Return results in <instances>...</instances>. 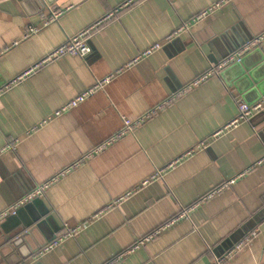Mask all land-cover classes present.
<instances>
[{"label": "crops", "instance_id": "obj_1", "mask_svg": "<svg viewBox=\"0 0 264 264\" xmlns=\"http://www.w3.org/2000/svg\"><path fill=\"white\" fill-rule=\"evenodd\" d=\"M127 1L0 0V89L84 31L91 47L85 58L51 61L0 97V215L7 213L11 228L20 219L17 211L22 223L29 222L38 211L34 200L14 207L53 182L35 199L45 224L27 246L49 245L82 227L22 264H213L252 232L256 237L225 264H264V111L215 137L238 116L242 95L222 71L195 85L264 34V0H232L198 23L193 19L221 0H137L124 6ZM51 8L70 10L25 38ZM255 49L264 55V41ZM109 77L76 108L54 117ZM155 109L113 141L124 120ZM16 139V150L5 151ZM197 146L192 157L177 162Z\"/></svg>", "mask_w": 264, "mask_h": 264}, {"label": "built area", "instance_id": "obj_2", "mask_svg": "<svg viewBox=\"0 0 264 264\" xmlns=\"http://www.w3.org/2000/svg\"><path fill=\"white\" fill-rule=\"evenodd\" d=\"M134 1H137V0H129V1H127L124 4V6L131 5ZM230 1H232V0H221V1L217 2V3H215L214 5L209 7L208 9L204 10L203 12H201L195 19H193L192 22L193 23H198V22L202 21L203 19L207 18L212 12L221 9L224 5H226ZM69 10H70V8H67V9H64V10H57V9L54 10V9L51 8L50 9V16L48 18L44 19L43 25H41V26L40 25H36V26L29 27V29H28V31H27V33L25 35V38H27L31 34L38 33L44 26H47L51 22H54V21L58 20L63 14H65ZM99 25H101L100 22H98L95 26H93V28H95L96 26H99ZM190 25H191L190 23H188L186 25H183V27H181L179 30H177V32L179 33L181 31L186 30L188 28V26H190ZM88 34H89V30L84 31V32L78 34L77 36L70 38L64 45L58 47L56 50H54L50 54H48L44 59H42L41 61L36 63L33 67H31L29 69V71H27L23 76L18 77L12 83L2 87L0 89V97L6 90L11 88L13 85L17 84L24 77L35 73L36 71L42 69L47 64H49L51 61H54L55 59H57L59 57L72 56V57L85 58L89 53H91V47L88 45V42H87V35ZM263 41H264V34L261 35L260 37L256 38V39L250 41L246 45H244L242 47V49L239 52H237L236 54L230 55L229 57L225 58L223 61H221L215 67V69H213L212 71H210L206 75L202 76L195 83V85H198L201 82L205 81L207 78H209V76H212L214 73H219L220 71H222L226 67L230 66L231 64H234L236 62H240L243 56H245L247 53H249L250 51H252L256 47H258ZM158 48H160L159 45L151 47L150 49H148L144 53L143 56H147L148 54H150L151 52H153L154 50H156ZM112 78L113 77H109V78L103 80L102 82L98 83L97 85H95L92 89L80 94L74 100L70 101L69 103L64 105L62 108H60L58 111H56L55 114H54V117H60L61 115H63L67 111H69V110H71L73 108H76L87 97H89L90 95L95 93L97 90L102 89V87L106 83H108ZM168 102H170V100H168ZM158 110L159 109H155V110H153V112L148 113L147 115H145L143 117H140V118L136 119L135 121H131L129 119L124 120L125 121L124 122V128L114 137L113 141L121 139L122 137L130 134L136 127L140 126L147 119H150L154 115V113H156ZM262 111H264V97L262 98V100L258 101L257 103H254L252 105H249V104H247V103H245L243 101L240 102L239 103V114H238V116L233 121H231L226 127L221 129L220 131H218L215 134V137L219 136L220 134L224 133L225 131H227L229 129L236 128L239 125L249 121L250 119H252L257 114L261 113ZM49 120H51V119H49ZM47 122H48V120L44 121L39 126L34 127L29 132H27L24 136L27 137V136H30L31 134L35 133L39 128L45 126ZM113 141H111L109 143H106L104 146H108V145L112 144ZM19 142H20L19 139L13 140L11 146L7 147V149H4V150L5 151H7V150H11V151L16 150V147L19 145ZM200 149H201V146H197L195 149H192V150L188 151L177 162H181V161H184V160L192 157ZM1 153H2V151H0V154ZM260 163H258V164H260ZM174 165H176V164L170 165V167L172 168ZM66 173L67 172H64L60 176H63ZM157 175H160V174H157ZM157 175L152 177L149 181H146L145 183H143V185H148L151 182V180L156 178ZM243 176H244V174H241V175H239V177L237 179H239V178H241ZM58 178L59 177H57V179ZM237 179L225 183V185H223L222 188L215 189L214 191L208 193L201 200H199L195 205H193V206H191V207H189L187 209H184L183 212H181L179 215H177L176 217L172 218L167 224H165L162 227V230H166V229L174 226L179 221H181L183 219H186L203 202L211 200L222 189L227 188L228 186L232 185ZM52 183L53 182L47 183L41 189H39L36 192H34V194L29 195L28 197H26L20 203L16 204L14 209H17V208L21 207L22 205H24L25 203H28L29 201H33L36 198L41 197L43 195L44 189L46 187H49ZM6 215H7V213H4V214L0 215V224L3 223L4 218H6ZM81 228L82 227H79L77 229H73L70 232H67V233L63 234L62 236H60L59 238H57L56 240L51 242L49 245H47L45 248H43L42 250L39 251V254L37 255V258H41L46 253H48L51 250L55 249L64 240L74 236L77 233V231L80 230ZM160 232H161V230L156 231L153 235H150L149 237H147L146 239L141 241L138 245H136L135 247H132L131 251H129V252L130 253L134 252L135 250H137L140 247V245H143L145 242H149L154 237H156ZM256 235H257L256 232H252L251 234L244 236L237 244H235L231 248L230 251H228L222 257L217 259L215 261V263H213V264H225V262L228 261L231 257H233L235 254H237V253L241 252L243 249H245L248 246V244L256 237Z\"/></svg>", "mask_w": 264, "mask_h": 264}, {"label": "water", "instance_id": "obj_3", "mask_svg": "<svg viewBox=\"0 0 264 264\" xmlns=\"http://www.w3.org/2000/svg\"><path fill=\"white\" fill-rule=\"evenodd\" d=\"M27 1L32 2V0ZM258 55L259 59L257 58ZM221 75L227 80L229 85L231 83L234 84L233 86L238 93L242 95L243 102L252 105L264 97V55L259 49L250 51L242 57L240 62L231 64L223 69ZM33 202L35 204L32 207H36L35 209H38V211L36 210V214L31 213V217L28 219L29 222L22 223V211H17L14 217H19L20 219L15 226L13 224L12 228L9 226V219L0 225V262L22 264L34 253L39 252L48 245L43 243L37 249H31L28 247L29 245L27 246L29 236H36L35 231L38 228H42L43 224H45L44 213H42L36 201L34 200ZM26 209H29V207H26ZM56 238L53 237V240L50 241L52 242ZM38 242L40 241L38 240Z\"/></svg>", "mask_w": 264, "mask_h": 264}]
</instances>
